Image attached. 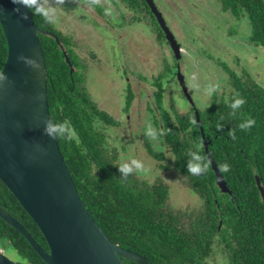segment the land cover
Returning <instances> with one entry per match:
<instances>
[{
	"label": "trees",
	"instance_id": "trees-1",
	"mask_svg": "<svg viewBox=\"0 0 264 264\" xmlns=\"http://www.w3.org/2000/svg\"><path fill=\"white\" fill-rule=\"evenodd\" d=\"M127 1L133 10L137 8L134 0ZM219 2L220 11L235 19L246 15L250 25L248 44L264 47V0ZM145 9L150 13L149 8ZM135 11L146 18L142 7ZM33 17L42 30L59 37L75 68L71 73L55 36L39 33L47 64L52 121L67 120L76 133L72 141L58 138L60 148L81 198L105 234L120 246L143 254L150 264H206L217 248L224 253L221 264H264V201L256 179L258 175L264 186V87L245 72L223 64L228 72L223 82L229 90L215 94L206 108L195 99L210 153L232 190V197L216 183L194 107L190 104V109L180 114L172 96H166V72L156 78V107L151 109L152 123L148 126L157 127L161 142L154 148L146 134L148 151L160 169L175 173L203 202L194 211H174L167 204L169 187L161 180L151 184L135 172L122 177V163L100 129L103 122H115L89 98L84 83L85 64L75 54L73 36L60 31L56 23L50 25L39 16ZM158 37L167 40L159 26ZM7 56L8 42L0 22V71ZM173 63L168 69L174 67L176 78L175 58ZM237 97L244 103L233 114L230 105ZM127 101L128 111L131 97ZM247 120L254 124L241 129L240 124ZM193 152L205 157L208 164L207 171L200 175L187 171ZM224 164L229 165L227 172L221 170ZM0 206L17 218L42 248L49 250L40 227L1 179ZM0 239L17 251L23 260L20 264H46L27 238L1 217ZM123 261L138 264L130 259Z\"/></svg>",
	"mask_w": 264,
	"mask_h": 264
},
{
	"label": "rangeland",
	"instance_id": "rangeland-1",
	"mask_svg": "<svg viewBox=\"0 0 264 264\" xmlns=\"http://www.w3.org/2000/svg\"><path fill=\"white\" fill-rule=\"evenodd\" d=\"M79 1L81 2L76 4L74 0H63L62 4H56L58 17L56 27L68 36L78 37V44L83 46L77 51L82 57V63L88 67L84 83L89 98L115 122L100 124L111 151L122 164L130 163L132 159L143 161L148 171L139 174L140 178L151 184L161 180L167 185L169 187L167 204L174 211L199 209L203 204L200 197L175 173L160 169L157 161L149 153L148 140L153 142L154 148L161 142L157 137L158 129L155 125L151 127L156 132L155 138L150 136L146 137L148 140L145 138L150 128L148 125L152 123L150 104L146 97L154 95L157 90L156 78L162 72L167 74L164 80L166 96L168 98L172 96L173 102L179 107L177 111L183 114L190 107L189 101L178 87L174 67L170 66L168 69L171 63L174 64L170 47L155 36L147 24L135 23L140 16L139 13L132 10L129 17L127 10L123 11L118 7L109 16L106 13L103 16L106 23L111 22L114 26L109 23L110 28L100 27L91 16L93 11L85 6L83 0ZM159 1L171 15L172 29L185 51L189 73L185 71L184 64L182 71L187 74L190 89L194 90V97L200 107H209L215 94L220 95L223 90H229L228 85L223 82V75L226 76L228 72L222 64H227L232 70L245 72L264 87V47H253L248 44L250 25L246 15L235 19L221 12L219 0ZM231 31L234 32L233 35L229 34ZM102 38L105 44L97 48V42ZM89 45L97 48L96 52L101 56V61H106L95 64L109 66L97 69L85 62ZM124 60H127L125 66L127 74L118 71ZM209 88L214 89L211 94H208ZM130 91L133 92L135 99L127 112L125 106ZM153 104L156 106L154 101ZM128 114L130 123L127 119ZM0 249L14 261L22 263L23 260L17 251L1 239ZM223 255L221 248L215 249L206 260V264H221Z\"/></svg>",
	"mask_w": 264,
	"mask_h": 264
},
{
	"label": "water",
	"instance_id": "water-1",
	"mask_svg": "<svg viewBox=\"0 0 264 264\" xmlns=\"http://www.w3.org/2000/svg\"><path fill=\"white\" fill-rule=\"evenodd\" d=\"M163 30L177 61L182 45L154 0H147ZM12 0H0V22L7 42L8 56L0 75V179L14 193L24 209L40 227L49 250L35 240L24 225L0 206V217L21 232L46 264H125L123 258L150 264L139 252L111 240L87 209L61 151L57 139L45 133L52 121L47 85V64L39 33L55 36L66 56L70 57L54 33L42 30L33 15L22 19L14 11ZM26 11V10H24ZM24 57L23 60L19 57ZM28 61H31L29 63ZM177 80L194 107L207 157L223 193L233 192L213 159L201 122L180 64ZM264 201V186L257 175ZM0 264H20L0 249Z\"/></svg>",
	"mask_w": 264,
	"mask_h": 264
},
{
	"label": "clouds",
	"instance_id": "clouds-1",
	"mask_svg": "<svg viewBox=\"0 0 264 264\" xmlns=\"http://www.w3.org/2000/svg\"><path fill=\"white\" fill-rule=\"evenodd\" d=\"M12 3L16 6L14 11L21 16L22 19H27L29 14L39 16L47 24H55L57 22V7L56 4H62L63 0H12ZM26 10V11H24ZM23 60L24 57H19ZM31 63V61H28ZM5 77L0 75V81H4ZM208 94H211L214 89L209 88ZM244 100L242 98H234L231 103L233 114L243 105ZM254 124L253 120H247L240 124L241 129H248ZM45 133L51 136L53 139H64L65 141H72L76 137L74 129L70 126L67 120L63 122L51 121L45 125ZM147 135L155 138L156 132L151 127L148 129ZM191 160L188 163L187 171L193 175H200L207 171L208 164L205 157L198 153H191ZM119 170L123 178H127L133 172L137 174L146 173L148 171L144 162L138 159H132L130 163H123L119 166ZM222 171L227 172L229 165L224 164ZM137 252V251H136ZM141 254V253H140ZM143 255V254H142Z\"/></svg>",
	"mask_w": 264,
	"mask_h": 264
},
{
	"label": "flooded vegetation",
	"instance_id": "flooded-vegetation-1",
	"mask_svg": "<svg viewBox=\"0 0 264 264\" xmlns=\"http://www.w3.org/2000/svg\"><path fill=\"white\" fill-rule=\"evenodd\" d=\"M75 1V3L76 4H79L81 1H79V0H74ZM84 1V3H85V6H87L88 8H89V10H91V11H93V13H91L92 15V18H94V20L96 21V23L100 26V27H103V26H106V27H109L110 28V26L108 25L109 23H111V22H109V23H106L105 21H104V19H103V16H105L104 14L106 13V14H108V16L110 15V13L112 12V11H114V9H116V8H120L121 10H123V11H126L127 10V14L129 15V17L132 15V6H131V3H129L127 0H83ZM155 2H156V4L158 5V7H159V9L162 11V13H163V15H164V17H165V19H166V21H167V24L170 26V28L172 29V21H171V15H169L168 14V12L164 9V7L161 5V3H160V1L159 0H154ZM134 2V4L136 5V7L138 8V9H140V7H142L143 9H144V14L146 15V18L145 17H142L143 15H142V13H140L139 11L137 12V13H139L140 14V16L142 17V19L141 18H139V19H137L136 21H135V23H137V24H147V26H149V29H150V31L155 35V36H158V26H159V24H158V22H157V19H156V17H155V15L153 14V11H152V9L150 8V6H149V4L147 3V0H134L133 1ZM137 8H135V10L137 9ZM145 8H149V11H150V13L147 11V9H145ZM100 11H99V10ZM135 10H133V11H135ZM136 12V11H135ZM148 20V21H147ZM112 24V23H111ZM112 26H114L113 24H112ZM160 27V26H159ZM161 28V27H160ZM162 30V29H161ZM163 31V30H162ZM172 31H173V29H172ZM174 32V31H173ZM116 33V32H115ZM164 33V32H163ZM76 34H78V33H76ZM164 36H165V34H164ZM176 36V35H175ZM166 37V36H165ZM176 38H177V36H176ZM79 38L77 37H72V44H73V48L75 49V54H77L78 56H79V61L82 63V57H81V55L79 54V52L77 51L79 48L80 49H82V47L83 46H81L80 44H78V42H77V40H78ZM178 39V38H177ZM104 42V39L102 38V40L101 41H99V42H97V45H96V47L97 48H100L102 45H104L105 43H103ZM166 42V44H168V46L170 47V45H169V43L167 42V40L165 41ZM99 44V45H98ZM94 45V44H93ZM93 45H89L90 47H89V50H88V53H87V57L85 58V62H88L89 64H91L93 67H95V68H97V69H100V68H103V67H106V66H109V64H107V65H105V66H99V64H95V63H98L99 61L100 62H103V63H106V61H101L100 59V57L101 56H99V54H97V52H96V49L94 48V46ZM170 49H171V47H170ZM85 50H86V48H85ZM121 50L124 52V49H123V47H121ZM171 51H172V49H171ZM123 52H122V54H123ZM181 52H182V57H181V60H179V61H177V59L175 58V56H174V53H173V51H172V57H174L175 58V60H176V70H177V68H178V65L180 64V66L182 67L183 66V64H184V66H185V71L187 72V73H189V68H188V63L187 62H185L186 61V57H185V51H184V49H183V47H182V50H181ZM98 55V56H97ZM125 55V54H124ZM97 56V57H96ZM103 58V57H102ZM104 59V58H103ZM125 61V60H124ZM127 61V60H126ZM123 62L122 64H120L119 65V68H118V71L119 72H122V73H124V72H126V70H125V66H126V63L127 62ZM222 64V63H221ZM222 66H223V64H222ZM84 67H85V69H83V71H84V75H85V71L88 69V67H87V65L85 64L84 65ZM75 69V68H74ZM112 69H114V68H112ZM117 69V68H116ZM118 73V72H117ZM126 74H127V72H126ZM86 76V75H85ZM225 75H223V77H224ZM176 77H177V72H176ZM185 77H186V82H187V84H188V86H189V91H190V93H191V95H192V97H193V99H195V97H194V94H193V91L194 90H192V88L190 89V85H189V83H188V80H187V74H185ZM177 80V79H176ZM178 81V80H177ZM178 84H179V82H177ZM222 85V84H221ZM178 87H180V91H181V93H182V95L188 100V98L185 96V94H184V92H183V90H182V88H181V86L179 85ZM133 93V92H132ZM130 97H131V99H132V101H131V105H130V107L132 106V102H133V100L135 99V96L134 95H131V96H128L127 97V100L128 99H130ZM146 100H147V102H149V104H150V111H152L151 109H152V107H154V109H155V107L156 106H154V104H153V101L155 100V94L154 95H149V96H147L146 97ZM219 101H220V99H219ZM198 102V101H197ZM127 103H128V101L126 102V106H125V111H127L126 110V108H127ZM95 104V103H94ZM96 105V104H95ZM197 105H198V103H197ZM97 106V105H96ZM98 107V106H97ZM192 107V106H191ZM98 109L99 110H102V109H100L99 107H98ZM189 109H190V107H189ZM129 110H130V108H129ZM128 110V111H129ZM127 111V112H128ZM107 113V112H106ZM183 113H185V112H183ZM151 116H152V114H151ZM194 117H195V114H194ZM127 119H128V121H129V123H130V115L128 114V116H127ZM196 119V118H195ZM128 123V124H129Z\"/></svg>",
	"mask_w": 264,
	"mask_h": 264
}]
</instances>
